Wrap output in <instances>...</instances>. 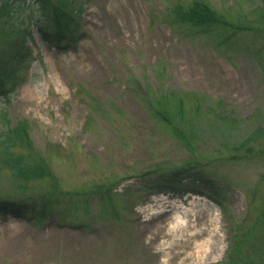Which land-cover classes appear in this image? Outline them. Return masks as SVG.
<instances>
[{"label":"rangeland","instance_id":"1","mask_svg":"<svg viewBox=\"0 0 264 264\" xmlns=\"http://www.w3.org/2000/svg\"><path fill=\"white\" fill-rule=\"evenodd\" d=\"M189 1L91 0L79 42L61 50L42 40L37 6L18 7L32 56L24 81L0 96V114L29 121L64 192V223L0 217V264H264V136L252 156L233 155L264 125V40L170 21V8ZM205 1L236 24L261 4ZM172 94L199 100L184 106L196 152L152 115L150 102ZM209 110L226 112L225 124ZM186 162L212 175L222 205L202 192H136L138 175ZM115 183L110 202L94 194ZM19 185L0 170V196ZM31 185L33 194L53 191L48 180Z\"/></svg>","mask_w":264,"mask_h":264},{"label":"trees","instance_id":"2","mask_svg":"<svg viewBox=\"0 0 264 264\" xmlns=\"http://www.w3.org/2000/svg\"><path fill=\"white\" fill-rule=\"evenodd\" d=\"M28 1L35 4L40 12L42 20L38 23L37 30L42 40L61 50L79 42L85 27L83 13L91 0H0V96L7 97L13 92L24 81L25 73L29 68L32 49L28 41L32 36V30L28 25L19 23L17 15L18 7ZM186 3L178 2L170 8V21L177 25L188 26L198 33H209L226 28L249 31L264 40V0L251 10V15L248 16L251 19L246 17L243 24L229 20L205 0H191ZM80 89L86 90V86L84 88L80 86ZM172 98L177 103L171 106L169 102ZM187 99L190 97L161 95L156 100L157 105L150 102V106L153 117L164 124L184 147L196 152L194 148L197 134L193 118L186 115L184 107ZM190 100L199 101L197 98ZM193 110L200 112L199 105ZM209 112L222 125L225 124L226 112L218 110H209ZM29 128L28 120L15 121L7 112L0 114V170L8 171L20 183V192L17 194L0 196V217L11 215L24 221L56 218L57 223L62 224L64 216L57 200L63 197L64 192L58 187L55 173L47 158L34 146ZM261 136H264V125L257 126L245 141L233 146V155L237 156L241 150H244L252 156L255 152L254 144ZM199 166L194 162L189 164L186 162L177 168L155 167L149 172L138 175L137 181L140 180L142 186L136 192L141 193V199L159 193L170 192L181 195L187 192H202L222 205L223 201L215 194L217 187L212 175ZM45 180L50 182L52 192L30 193L33 191L31 184ZM116 186L117 183L108 187L99 186L94 194L104 203L110 202L111 197L115 196ZM131 188L132 186L126 187L123 193L130 192Z\"/></svg>","mask_w":264,"mask_h":264}]
</instances>
